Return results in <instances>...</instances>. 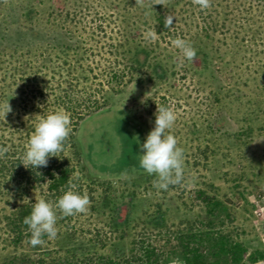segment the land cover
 <instances>
[{
    "label": "rangeland",
    "instance_id": "1",
    "mask_svg": "<svg viewBox=\"0 0 264 264\" xmlns=\"http://www.w3.org/2000/svg\"><path fill=\"white\" fill-rule=\"evenodd\" d=\"M159 15L174 17L172 26L160 27ZM176 38L196 50L194 60L172 45ZM156 64L165 76L153 73ZM70 84L101 106L78 126V154L65 151L89 210L67 217L57 210L55 239L16 243L6 219L23 200L0 168V264L63 263L73 251L129 259L143 246L171 264L183 262L181 237L203 232L241 244L248 250L241 264H257L249 257L264 254V0H211L204 10L193 0H0V105L12 109L6 116L0 109V148L21 153L41 117L68 114ZM161 105L177 116L169 131L184 159L183 182L167 191L135 166L137 154L129 150L133 160L124 162L129 133L140 149ZM200 191L222 203L216 214ZM40 198L58 201L38 188L24 202Z\"/></svg>",
    "mask_w": 264,
    "mask_h": 264
},
{
    "label": "trees",
    "instance_id": "2",
    "mask_svg": "<svg viewBox=\"0 0 264 264\" xmlns=\"http://www.w3.org/2000/svg\"><path fill=\"white\" fill-rule=\"evenodd\" d=\"M36 11L29 7L26 9L24 15L26 19H33ZM158 24L160 27L164 28L165 20L163 15H159ZM36 35L35 32H31V36ZM145 53V51L139 50L138 54ZM137 54V55H138ZM135 63L140 64L138 57H134L133 65ZM158 66V67H157ZM134 68V67H133ZM157 68H162L160 64H156L153 68V73L157 77L165 76L157 72ZM116 78V75H114ZM65 92V97L63 98V106L70 116L72 129L69 138L64 142L63 151L57 153V157H50L47 167L39 168H26L23 165V157L26 150H23L21 153L19 150L16 151H7L6 156L9 157V161L5 163H0V168L4 169L12 175V183L10 190L14 191L15 196L23 200V203H20L16 207L15 212L8 216L6 221L10 232L14 235L16 243L21 242L24 238H30L31 233L28 230V226L23 223V220L26 216L30 215L34 201L24 202V197L31 194L34 189L45 188L49 196L54 200H58L65 191L68 190V179L71 178L75 169L72 164V161L65 157V151L67 149H72L75 154H78L75 145V134L78 130V126L81 121L88 117L93 111L99 110L100 105L98 102L92 101L91 99H84L79 95V91L73 85ZM82 98V99H81ZM125 129V127H124ZM140 133V132H139ZM132 138L131 144H126L125 150V163H129L132 159V155L129 150L135 156V166L143 170L139 164V156L143 155L141 148H138L139 138L129 133ZM134 136V137H133ZM135 141V144L133 143ZM132 146V147H131ZM131 147V148H130ZM142 152V153H140ZM19 155V156H18ZM14 159V160H12ZM132 164V163H131ZM39 173V174H38ZM72 182L76 184L73 178ZM198 196L202 201L211 206V214L217 213V208L221 207L219 201L210 198L206 193L199 192ZM220 212V211H219ZM180 239V256L184 264H224L226 261L231 260L232 264H241L244 259V256L248 254V250L245 249L241 244L230 243L229 241L224 240L223 237L215 238L212 236V233L203 232L199 234L190 233L188 235H183ZM47 236L45 235L44 238ZM206 246V247H205ZM72 253V251H71ZM81 253L74 252L71 258H68L65 262L62 261H52L46 262L44 259L35 261L33 259H13L11 264H73L76 261V264H163V255L159 251L151 246H143L140 251L129 259H112L106 257H98L95 261L89 257H83L80 262ZM214 260H211V258ZM75 258H77L75 260ZM250 260L252 263H257L258 261L264 260V254L260 252H255L250 255ZM71 259V260H69ZM80 259V260H79ZM162 262V263H161Z\"/></svg>",
    "mask_w": 264,
    "mask_h": 264
},
{
    "label": "clouds",
    "instance_id": "3",
    "mask_svg": "<svg viewBox=\"0 0 264 264\" xmlns=\"http://www.w3.org/2000/svg\"><path fill=\"white\" fill-rule=\"evenodd\" d=\"M202 10L211 6V0H193ZM174 17L167 15L164 26L171 27ZM155 32H149L152 39L156 37ZM172 45L179 49L183 58L192 61L196 57V50L184 39L176 38ZM6 114L12 111L9 102L0 105ZM177 116L173 109L166 106H157L155 113L154 128L148 133L145 142L141 145L143 155H140V167L149 175H154V186L160 190L167 191L170 186L180 185L184 180L183 149L178 147V141L170 133ZM70 116L64 111H58L41 117L32 133L26 152L23 157V165L28 168L47 167L50 157H57V153L63 151L64 142L69 138L72 131ZM7 148H0V157ZM39 174V173H38ZM77 185L68 179V190L57 202H49L44 198L36 200L30 215L26 216L23 223L28 226L31 233L29 244L33 247L43 245V237L49 240L55 239L58 234L56 228L57 210L67 217L86 213L89 210L90 198L87 193L81 195ZM171 264H183L179 258L171 261ZM257 264H264L258 261Z\"/></svg>",
    "mask_w": 264,
    "mask_h": 264
}]
</instances>
